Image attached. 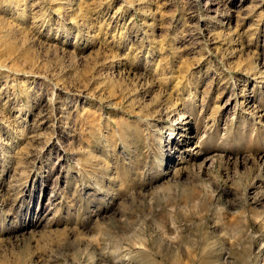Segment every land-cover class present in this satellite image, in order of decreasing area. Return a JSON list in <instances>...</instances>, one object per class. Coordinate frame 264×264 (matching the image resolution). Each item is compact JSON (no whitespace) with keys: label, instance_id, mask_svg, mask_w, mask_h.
Wrapping results in <instances>:
<instances>
[{"label":"rangeland","instance_id":"374dc122","mask_svg":"<svg viewBox=\"0 0 264 264\" xmlns=\"http://www.w3.org/2000/svg\"><path fill=\"white\" fill-rule=\"evenodd\" d=\"M0 264H264V0H0Z\"/></svg>","mask_w":264,"mask_h":264},{"label":"bare ground","instance_id":"6f19581e","mask_svg":"<svg viewBox=\"0 0 264 264\" xmlns=\"http://www.w3.org/2000/svg\"><path fill=\"white\" fill-rule=\"evenodd\" d=\"M184 140H185V139H184ZM187 141H188V140L186 139V140H185V144H186V145L188 144ZM178 149H180V150L183 151V152H189V151H190V150H188V149H184V143H183V145H180ZM204 164H207V163H204ZM262 220H263V219H262Z\"/></svg>","mask_w":264,"mask_h":264}]
</instances>
